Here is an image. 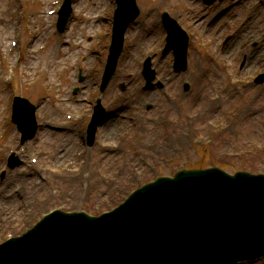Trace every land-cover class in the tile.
<instances>
[{
    "label": "rangeland",
    "instance_id": "obj_1",
    "mask_svg": "<svg viewBox=\"0 0 264 264\" xmlns=\"http://www.w3.org/2000/svg\"><path fill=\"white\" fill-rule=\"evenodd\" d=\"M61 1L0 0V173L11 152L24 163L7 170L4 179L0 177V203L1 195L12 190L22 195L6 208L8 213L16 212L17 222L1 224L0 244L25 234L54 209L101 215L125 202L135 189L159 177H173L182 169L219 168L230 175L264 173V83L256 84V78L264 75V58L248 67L245 64V54L257 51L251 44L261 40L264 25L249 38L251 43L239 41L244 53L234 58L219 48L231 31L209 25L231 1L212 7L210 14V9L203 11L195 0H137L140 17L127 30L116 76L102 95L115 0H75L69 28L59 35L58 16L48 13ZM195 3V12L186 9ZM244 8L238 10L241 16ZM164 12L192 35L185 73H175L171 52L162 56ZM180 14H184L181 20ZM228 19L229 15L222 18V23L229 25ZM49 42L48 52L28 60L36 65L35 71L30 69L34 75L28 76L26 56ZM147 58L156 72L154 83L161 84L153 91H144L142 71ZM46 71L50 74L45 75ZM184 82L191 84L189 93L183 91ZM82 86L87 88L74 96V88ZM16 96L38 107L39 132L23 146L11 123ZM99 98L113 115L120 105L125 109L131 104L133 110L124 112L128 118L116 125L109 119L89 148L85 132ZM78 99L87 101L80 105ZM109 133L114 137L108 139ZM76 166L82 172L68 173ZM256 264H264V259Z\"/></svg>",
    "mask_w": 264,
    "mask_h": 264
},
{
    "label": "water",
    "instance_id": "obj_2",
    "mask_svg": "<svg viewBox=\"0 0 264 264\" xmlns=\"http://www.w3.org/2000/svg\"><path fill=\"white\" fill-rule=\"evenodd\" d=\"M131 3L133 15L118 14L125 25L115 30L103 89L116 71L125 31L139 15ZM70 14L68 9L64 24ZM185 68L178 56V71ZM35 111L24 99L15 104L13 122L22 142L36 135ZM100 123L89 131L90 145ZM262 257L264 175L229 176L219 169L158 179L100 218L57 211L0 246V264H237Z\"/></svg>",
    "mask_w": 264,
    "mask_h": 264
},
{
    "label": "bare ground",
    "instance_id": "obj_3",
    "mask_svg": "<svg viewBox=\"0 0 264 264\" xmlns=\"http://www.w3.org/2000/svg\"><path fill=\"white\" fill-rule=\"evenodd\" d=\"M227 2H229V1H231V5H232V8L230 9V10H232L233 12H234V8L235 9H237V8H240L242 5H244V3L246 2V0H226ZM264 1V0H263ZM14 5V7H16L15 6V3L13 4ZM264 5V3L263 4H261L260 5V7H262ZM260 7H257L256 9H258L257 11H256V9H253V10H251V13H250V16H249V18L247 19V21H246V23H245V25L243 26V27H239V28H242V29H238V27L237 26H234V28H232L231 30H228L227 29V27H226V25L225 24H223L222 23V20H221V18L223 17V15L222 16H215V19L213 20V26H215V27H220L219 29H220V31L221 32H224V29H223V26H225V28H226V31H231V33L230 34H228L227 33V37H228V39L227 40H225V43H224V40H221V41H223V44H222V50H224L225 49V51L223 52V54H226V55H228L229 57H240L239 55H241L242 53H244V51H243V48H241L240 47V45H239V41L241 42V39H245L244 41L246 42V41H248V40H250L249 38L252 36V34L253 33H255L256 32V30H258L261 26H263L264 25V23H263V21H264V9H263V7H262V9L260 8ZM15 8H13V10H14ZM17 10V9H16ZM18 11V10H17ZM15 12V11H14ZM209 13L211 14L212 13V10L211 11H209ZM217 14V13H216ZM240 17V15H238V14H234V15H232V19L233 20H237L238 18ZM253 28V29H252ZM261 30H264V29H261ZM251 33V34H250ZM249 35V36H248ZM239 36V37H238ZM215 39H217V36H216V38ZM232 40V41H231ZM252 41V40H251ZM250 42V41H249ZM147 43H150V42H147ZM146 43V44H147ZM251 43V42H250ZM50 42L48 43V47L46 48V49H44L43 50V52L44 51H47V49H48V51L50 50ZM221 44L219 43V46H220ZM39 48V47H38ZM38 48L37 49H35V50H33V51H30L29 52V56L27 55L26 56V58H25V60H26V66L29 64L28 63V60L31 58L32 59V61H35V56H38L41 52L38 50ZM257 51H253V52H251V51H249V52H251V53H248V54H245V56H246V66L248 67V66H250L251 64L253 65V64H256V62H259L260 61V59L261 58H264V37L262 38V40H260L259 42H258V44H257ZM260 49H261V51H260ZM47 51V52H48ZM42 52V53H43ZM14 53H15V51H14ZM232 55V56H231ZM243 55V54H242ZM241 55V56H242ZM244 56V57H245ZM257 57V58H256ZM259 57H261V58H259ZM256 58V59H255ZM6 59H8V60H10L9 58H6ZM57 59V58H56ZM19 62V61H18ZM47 62H49V61H47ZM20 63V62H19ZM48 64V63H47ZM20 65L21 64H19V67H17L18 69L20 68ZM31 66L32 67H34L35 69L33 70V71H35L36 70V65H33V64H29V66H28V69H29V72H28V76H30V77H32L33 75H34V73L33 74H30V69H31ZM24 67V66H23ZM17 68H15V69H17ZM52 70H53V68H51ZM51 69H49L48 71H50L51 72V74L53 73L52 71H51ZM26 70H27V67L25 68H23L22 69V71L23 72H26ZM33 71H31V72H33ZM48 71H46L44 74L45 75H48V74H50V72H48ZM37 73V72H36ZM55 75V74H54ZM5 79V78H4ZM1 81H2V79H1ZM6 81V80H5ZM49 82H51L52 84H51V86L54 84V81H52V80H50ZM2 83V82H1ZM3 83H4V81H3ZM140 97V96H139ZM139 101V100H138ZM130 105L131 104H129V106L127 107V106H124L125 107V109H123V107L120 105L119 107H117L118 108V112L115 114V115H113V119H114V124L116 125L117 123H119L120 121L122 122V121H125L126 119L125 118H128V117H126V112L128 111V113L129 112H131L132 110H133V107L131 106L130 107ZM124 112H125V114H124ZM124 119V120H123ZM100 122V121H99ZM107 125V124H106ZM105 125V126H106ZM17 129H19V127H17ZM113 129V128H112ZM53 130V129H52ZM106 132V134H107V130H105ZM114 133H109V137H108V139H111L112 137H114V136H111V135H113ZM106 136V135H105ZM20 140H21V136H20ZM40 153H42V151H40ZM42 154H44V152L42 153ZM251 154V153H250ZM82 156H83V154H82ZM11 163H10V165H9V167L11 168L12 166H13V160L11 159ZM73 164L74 163H72V164H70V165H68L67 167H68V169H70V168H72L73 167ZM16 166H17V164H16ZM72 166V167H71ZM213 169H216V168H213ZM245 169H248V170H251V168L250 167H247V166H245ZM51 170V169H50ZM75 170H77L76 172H82V167L81 166H76L72 171H69L68 173H72L73 171H75ZM7 172V171H6ZM242 173H247V174H250V175H252V176H256L254 173H250V172H246V171H243ZM73 174V173H72ZM1 183L2 182H0V185H1ZM32 186V185H31ZM32 187H35V186H32ZM0 188H1V186H0ZM36 188V187H35ZM29 189H30V187H29ZM1 190V189H0ZM36 193H37V191H35ZM18 193V192H17ZM4 195V194H3ZM3 195H1V203H0V205H1V209H0V226H1V224L3 223V222H5L4 223V225H3V227H5V225L7 224V223H9L11 220H12V222H17V220H16V217H17V215H16V212L13 214L12 212L11 213H8V211H6L7 209V207L9 206V205H11V204H13V202H16V201H18L19 200V197L20 196H22V195H17L16 193H15V191H11L10 193L9 192H7L5 195H4V197H3ZM9 196V198H11V200L10 201H6V203L5 202H3V199L4 198H6V197H8ZM33 196L34 197H37V195H34V193H33ZM36 200V199H35ZM10 202V203H9ZM33 201L31 200V203H32ZM34 205V203L32 204V206ZM16 216V217H15ZM11 222V223H12ZM12 226V225H11ZM10 226V227H11ZM2 228V227H1ZM2 229H6V228H2ZM2 229H1V231H2ZM12 239H14V238H12ZM12 239H9V240H12ZM1 245V244H0Z\"/></svg>",
    "mask_w": 264,
    "mask_h": 264
}]
</instances>
